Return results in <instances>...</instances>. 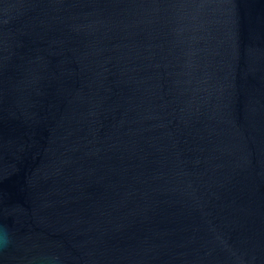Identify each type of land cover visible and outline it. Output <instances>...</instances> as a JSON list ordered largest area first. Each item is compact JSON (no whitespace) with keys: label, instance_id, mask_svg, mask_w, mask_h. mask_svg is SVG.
Returning <instances> with one entry per match:
<instances>
[{"label":"water","instance_id":"95a60500","mask_svg":"<svg viewBox=\"0 0 264 264\" xmlns=\"http://www.w3.org/2000/svg\"><path fill=\"white\" fill-rule=\"evenodd\" d=\"M0 264H264V0H0Z\"/></svg>","mask_w":264,"mask_h":264},{"label":"clouds","instance_id":"9594fccd","mask_svg":"<svg viewBox=\"0 0 264 264\" xmlns=\"http://www.w3.org/2000/svg\"><path fill=\"white\" fill-rule=\"evenodd\" d=\"M8 242H9L8 235L7 232H5L3 236V243L7 244Z\"/></svg>","mask_w":264,"mask_h":264}]
</instances>
